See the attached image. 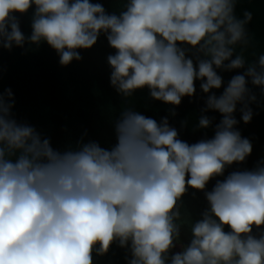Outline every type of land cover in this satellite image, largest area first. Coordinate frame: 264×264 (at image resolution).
<instances>
[{"label":"clouds","instance_id":"obj_1","mask_svg":"<svg viewBox=\"0 0 264 264\" xmlns=\"http://www.w3.org/2000/svg\"><path fill=\"white\" fill-rule=\"evenodd\" d=\"M239 2L124 0L117 14L93 0H0V49L46 43L67 67L103 35L117 94L147 89L174 117L199 82L195 130L213 131L189 143L168 116L125 108L110 148L85 132L61 151L16 118L12 89L0 90V264H96L114 245L126 264H264V159L225 175L251 156L238 125L264 106V54L246 60L252 13L238 18ZM30 11L26 36L19 17ZM190 190L206 201L194 221L182 212Z\"/></svg>","mask_w":264,"mask_h":264},{"label":"water","instance_id":"obj_2","mask_svg":"<svg viewBox=\"0 0 264 264\" xmlns=\"http://www.w3.org/2000/svg\"><path fill=\"white\" fill-rule=\"evenodd\" d=\"M93 2L102 3L109 13L119 14L124 0ZM245 11L252 13V20L246 25L252 38V46L245 53L250 63L255 59L253 53L264 54V0H240L235 15L242 19ZM31 17L32 11L19 17L21 30L26 36L31 33ZM25 49L14 47L11 52L0 49V90L12 89L16 118L35 126L43 136L49 137L55 149L75 148L85 132V141H98L102 147L110 148L116 142L114 122L125 108H133L157 121L168 116L172 126L180 131L181 139L189 143L213 135L212 129L195 130L203 106L199 82L196 84V97L191 101L185 97L175 109L177 115L174 117L169 115L172 106L151 99L147 89L137 91L130 98L117 94L110 86V69L106 62V57L114 50L108 46L103 35L92 49L80 50L81 61H73L67 67L59 64L57 53L46 43H41L38 48L25 45ZM220 74L227 82L237 72ZM254 91L259 92L258 89ZM252 107L256 113L253 120L247 125L241 121L238 128L242 136L252 142L253 152L244 164L233 165L225 175L236 168L252 169L257 161L264 159V106ZM207 115L215 116V122L220 119L218 113L209 112ZM236 118L239 120V112ZM184 121H187L186 127H182ZM214 184L215 181L210 182L208 190ZM205 207L203 193L197 192L194 198L190 190L184 197L182 212L190 214L194 221ZM181 239L185 244L190 240L187 229ZM124 257L125 251L114 245L108 255L95 260L96 264H126Z\"/></svg>","mask_w":264,"mask_h":264}]
</instances>
